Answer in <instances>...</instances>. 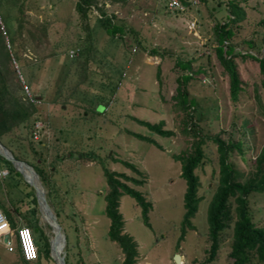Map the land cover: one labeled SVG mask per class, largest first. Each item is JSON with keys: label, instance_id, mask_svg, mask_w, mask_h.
<instances>
[{"label": "rangeland", "instance_id": "obj_1", "mask_svg": "<svg viewBox=\"0 0 264 264\" xmlns=\"http://www.w3.org/2000/svg\"><path fill=\"white\" fill-rule=\"evenodd\" d=\"M75 1L0 0V21L6 30L1 37L17 61L12 59L13 66L16 64L30 92L39 98L34 103L35 120L31 115L29 122L31 129L36 120H41L42 126L37 138L31 136L30 140L35 147L40 145L38 140L46 144L41 151L46 159L43 165L50 173L42 186L63 234L62 259L65 264H121L122 253L106 233V168L143 179L126 183L150 202L146 212L149 224L144 223L141 207L130 195L121 193L118 198L123 231L136 242V264H177L173 261L175 252L182 257L180 264H197L209 243L206 210L219 170L216 144L209 136L240 142V150L231 148L227 159L242 173L241 178L254 170V158L264 144V83L257 61L234 57L241 89L232 100L227 75L214 51L213 25L217 19H225L219 11L226 0H197L183 12L165 9L161 0H97L94 14L103 9L126 29L131 28L123 36L128 45L108 35L92 14L86 27ZM237 3L244 13L232 24L230 40L234 49L241 51L246 49L244 40L252 39L259 49L249 51L260 56L264 54V0ZM70 50L76 55L69 56ZM180 61H189L193 72L185 83L187 97L194 105L190 119L204 134V156L194 169L200 199L190 218L192 227H185L182 235L185 182L179 175L180 160L173 154L189 149L192 134L181 128L184 113L172 97L176 76L185 72L177 64ZM12 78L13 92L21 98ZM134 118L162 120L173 133L157 134ZM126 130L147 135L159 146ZM25 131L20 125L2 141L22 158L33 159ZM0 159L13 166L2 155ZM121 160L134 164L141 173ZM261 167L264 170V161ZM12 176L23 179L15 169L3 182ZM1 189L0 196L5 197ZM247 203L253 221L264 227V191L251 192ZM29 218L34 243L49 249L47 242L56 239L53 228L41 218L40 211ZM230 241L229 226L221 231L217 253L206 264H229ZM0 264L24 263L16 251H6L0 242ZM39 264H55L49 250Z\"/></svg>", "mask_w": 264, "mask_h": 264}, {"label": "trees", "instance_id": "obj_2", "mask_svg": "<svg viewBox=\"0 0 264 264\" xmlns=\"http://www.w3.org/2000/svg\"><path fill=\"white\" fill-rule=\"evenodd\" d=\"M186 4V9L190 8L187 0H181ZM97 0H76L75 8L80 17L84 19V25L88 27V17L92 16L96 19L100 27L110 36H116L122 40L123 44L128 45L129 41H125L123 36L131 32V28L126 29L125 26L115 19L113 14H106L103 9L99 10L97 16L92 12V8H96ZM224 13V20H216L213 25V32L217 44L214 46L215 55L218 62L221 64L224 72L228 78V93L232 100H235L238 91L241 89V80L237 70L235 56L240 58L250 57L257 61L259 72L261 73V82L264 83V54L258 55L259 52L253 54L249 51L254 47L259 46L254 44L252 39L244 40L245 50H235V43L230 40L233 30L232 24L236 23L243 17V9L238 5L237 0H226L222 9L219 11ZM264 23V18L261 20ZM1 25V23H0ZM4 27V26H3ZM129 30V32H128ZM6 32V30L4 29ZM0 28V37L2 35ZM137 43L139 40L134 37ZM126 43H125V42ZM257 49V48H256ZM155 53V49L150 50ZM14 58V57H13ZM7 52L4 37L0 38V142H2L3 135H6L14 128L22 125L28 137L29 147L33 151V159L22 158L20 154L14 153L11 148L12 155L15 158L27 162L36 172L38 179L42 185L47 184L49 179L48 168L43 165L46 162L45 155L41 149H46V144L42 140H38L40 145L35 147L31 142V124L29 119L37 111V104L29 102L28 100L22 101L24 94H21V83L19 81L15 66H13V59ZM15 59V58H14ZM13 59V60H14ZM16 61V59H15ZM17 64V61H16ZM185 72L176 76L175 94L172 96L175 99L176 107H178L184 114L181 120L183 125L181 128L186 132L192 134L189 149L179 154H173L175 159L180 160L179 175L184 179L185 189L183 193V214L181 219V232L182 235L185 227H192L190 218L193 216L197 209V204L200 196L197 194L199 187L198 175L194 169L201 163L204 151L202 148L203 135L200 133L197 125L190 119V110L194 108L193 101L187 97V89L185 83L192 77V70H190L189 61L177 62ZM15 77L19 93H14L11 87L12 77ZM17 88V87H16ZM36 115L32 120H35ZM138 123L143 124L149 130L160 135H171L173 131L170 128L164 127L162 120L158 122H148L139 118H134ZM127 133L136 138L149 141L159 146L151 137L143 135L138 132L126 130ZM24 136V135H23ZM210 139L216 144L218 153V177L215 189L209 199L206 210V221L208 226L209 243L205 249V255L202 260L197 264L210 263L215 257L219 242L221 231L227 227H231V241L229 245L228 255L231 258L229 264H264V227L257 225L251 216L247 198L251 192L264 191V170L261 164L264 161V144L254 158V170L250 172L245 178L242 173L233 167L232 163L227 159V153L231 148L240 150V142L237 141H224L217 135L209 136ZM25 138V137H24ZM31 139V140H30ZM32 143V144H31ZM5 145V144H4ZM7 146V145H6ZM24 156V155H23ZM114 159V158H113ZM8 164L9 170H13L11 163L5 160ZM121 163L130 168L136 173H141L136 166L126 160H121ZM105 180L107 190L103 195L104 198V212L108 217L107 236L110 240L114 241L121 253V264H136V242L131 235L123 231V220L121 213L118 210V198L121 193L130 195L135 202L141 207L142 218L145 224H149L146 212L150 207V202L146 200L143 194L130 187L126 181L133 183H140L143 179L128 176L123 172H116L104 168ZM31 199L30 211L34 212L36 209V200L33 194H29ZM10 225H14L12 216L9 211H5ZM30 227V222L26 223ZM48 245V242H47ZM37 256L29 262L20 260L24 264H39L42 256L48 257V248H41L36 244ZM18 253V251L16 250ZM19 255V254H18Z\"/></svg>", "mask_w": 264, "mask_h": 264}, {"label": "built area", "instance_id": "obj_3", "mask_svg": "<svg viewBox=\"0 0 264 264\" xmlns=\"http://www.w3.org/2000/svg\"><path fill=\"white\" fill-rule=\"evenodd\" d=\"M165 9L173 12H183L186 10V4L181 0H161ZM188 3L194 4L197 0H187ZM100 16L99 14H96ZM2 33H4L3 25H0ZM242 52L244 50H241ZM75 52L70 50L68 53L69 56H73ZM76 55V54H75ZM15 69L21 83V90L24 94L23 98L32 103L39 102V98L30 92L28 85L25 83L23 77L21 76L18 68L15 64ZM41 120H36L34 122V128H32L31 136L37 138L39 135V129L41 128ZM7 172L6 169L0 170V175H4ZM7 224V217L5 213L0 208V240L3 243V246L6 251L14 252L18 251L19 256L25 261H33L37 256V248L34 243L31 229L28 225L21 223L15 227L5 226ZM3 238H5L3 240ZM14 239V242H13ZM49 245V244H48Z\"/></svg>", "mask_w": 264, "mask_h": 264}, {"label": "crops", "instance_id": "obj_4", "mask_svg": "<svg viewBox=\"0 0 264 264\" xmlns=\"http://www.w3.org/2000/svg\"><path fill=\"white\" fill-rule=\"evenodd\" d=\"M0 23H1V21H0ZM57 130L59 131L60 129L58 128ZM3 136H5V135H3ZM2 140H3V138H2ZM4 146H6L7 148L8 147L11 148L14 153L20 154V152L18 153L16 150H14L12 148V146L8 145L7 143ZM0 155H2V154H0ZM12 167L14 168V166H12ZM1 169H6L7 172L4 175H0V186H1V188H2L1 190L3 191L4 196H5V197L0 196V208L2 209V211L4 213L6 210H8L10 215L12 216V219L14 222V225H10V222L7 219V224L5 226L15 227L21 223L26 224L27 220H29L30 225H31V220L29 218V215H32L33 217H35L37 211H40L41 218L47 222L46 218L44 217V213H43L44 207H43L42 211H41V209H39V207L37 210V206H38L37 201H36L35 211L34 212L30 211L31 199H30L29 194L31 193L35 197L34 188L32 186H31V188H33V190H31V188H28V186H27L28 184H27L26 180L23 178V176H22V178H23L22 180L20 179V177L12 176L11 180L3 182L2 179L4 178V180H5V177L10 174V170H9V167H8V164L6 163V161L5 160L3 161L0 159V170ZM14 170H15V168H14ZM22 171L24 172L23 173L24 176L29 181H31V179L29 178V176L25 173V171L23 169H22ZM8 192L10 193V196H8ZM5 193H6V195H5ZM35 200H36V198H35ZM45 209L48 210L47 207H45ZM5 215H6V213H5ZM58 239H59V245H60V251H61L63 248L64 239H63V234L60 231H59ZM0 242H1V240H0ZM57 242H58V240L56 237V239L53 240V242L51 243V253L53 254L54 257H55V254L57 256V253H58L57 252V249H58L57 248V244H58ZM60 255H61V252H60Z\"/></svg>", "mask_w": 264, "mask_h": 264}, {"label": "water", "instance_id": "obj_5", "mask_svg": "<svg viewBox=\"0 0 264 264\" xmlns=\"http://www.w3.org/2000/svg\"><path fill=\"white\" fill-rule=\"evenodd\" d=\"M0 148L3 149V150H5V152H6V153H4L3 151L0 150V154H2L6 159L10 160V161L12 162L14 168H15L16 170H18V171L21 173V175H22L23 178L26 180V182L29 183V184L34 188L35 198H36V201H37V204H38L39 209H41L40 207H41V202H42V204L45 205V207H47V209H48L47 211H48L50 214H52V216H53V218H54L56 224L58 225V223H57V221H56V219H55V216H54L52 210L49 208V206H48V204H47V202H46L45 195H44L45 192H44L43 186H42V184L40 183V181H39V179H38V176H37L36 172L33 170V168H32L27 162H25L24 160H21V159L15 158V157L12 155L11 151H10L6 146H4L1 142H0ZM19 163H23V164H25L26 166H28V167L31 169V171L35 174V176H36V178H37V182L39 183V185H40V187H41L40 190L37 188V186H35L31 181H29V180L24 176L23 171L19 168V166H17V164H19ZM40 198H41L42 200H41ZM47 223H48V222H47ZM48 224H49V223H48ZM49 225H50V224H49ZM50 227H51V226H50ZM58 227H59V225H58ZM59 228H60V227H59ZM4 239H5V238H3V240H4ZM48 244H49V253H50L51 257L53 258L55 264H58V263H57V259H56V258L52 255V253H51V242H50V240L48 241ZM179 257H180L179 253L175 252V253L173 254V261H174L175 263H178V262H179ZM59 264H65V262H64V260L62 259V256H61V255H59Z\"/></svg>", "mask_w": 264, "mask_h": 264}, {"label": "bare ground", "instance_id": "obj_6", "mask_svg": "<svg viewBox=\"0 0 264 264\" xmlns=\"http://www.w3.org/2000/svg\"><path fill=\"white\" fill-rule=\"evenodd\" d=\"M0 150L1 151H3L4 153H6L5 152V150H3V149H1L0 148ZM17 166H19V168L21 167L24 171H25V173L29 176V178L31 179V181L33 182V184L35 185V186H37V188L40 190L41 189V187H40V185H39V183L37 182V178L35 177V174L31 171V169L28 167V166H26L25 164H23V163H19V164H17ZM20 168V169H21ZM21 169V170H22ZM24 173V172H23ZM41 199V198H40ZM42 200V199H41ZM43 207H44V210H43ZM41 211L43 210V213H44V216H45V218H46V220H47V222L50 224V226L53 228V230H54V232H55V234H56V237H57V240H58V244H57V256H56V254H55V258L57 259V263L59 264V255H60V245H59V239H58V237H59V229H58V225L56 224V222H55V220H54V218H53V216H52V214H50L46 209H45V205H43L42 204V202H41ZM56 228H57V230H56ZM181 256L179 257V262L177 263V264H180L181 263Z\"/></svg>", "mask_w": 264, "mask_h": 264}]
</instances>
